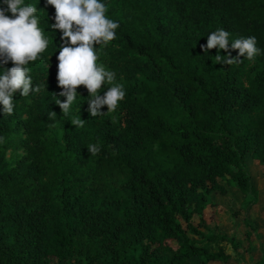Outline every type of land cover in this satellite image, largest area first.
Here are the masks:
<instances>
[{"label": "trees", "instance_id": "obj_1", "mask_svg": "<svg viewBox=\"0 0 264 264\" xmlns=\"http://www.w3.org/2000/svg\"><path fill=\"white\" fill-rule=\"evenodd\" d=\"M104 2L119 27L97 46L98 63L125 97L96 117L82 85L78 113V102L67 115L53 103L59 30L48 26L52 6L35 5L53 54L47 70L29 63L45 91H17L12 115L0 116V264H243L264 250L246 160L264 176V0ZM216 28L255 36L261 54L215 63L217 50L200 45ZM78 115L82 127L71 124ZM222 218L241 222L243 238L225 234Z\"/></svg>", "mask_w": 264, "mask_h": 264}, {"label": "clouds", "instance_id": "obj_2", "mask_svg": "<svg viewBox=\"0 0 264 264\" xmlns=\"http://www.w3.org/2000/svg\"><path fill=\"white\" fill-rule=\"evenodd\" d=\"M43 2L54 9L49 28L59 30V45L55 44L57 50L54 51L57 53L55 78L59 91L53 94V103L58 105L60 113L67 115L74 102H78V97H82L77 91V86L82 85L87 92L86 111L90 117L115 112L125 97V87L116 81L113 70L98 63L97 46H107L116 39L119 22L106 16L104 0ZM35 5L24 0H0V116L12 115L15 108L13 95L17 91L20 97H29L42 89L45 91V78L42 84H34L29 74L30 62L43 61L47 70L53 54L44 55L50 41L39 26L41 17L37 15ZM200 47L205 54L215 48L217 51L212 57L215 63L222 65L239 64L241 56L253 61L261 54L255 36L230 38V33L224 28L208 32L205 43ZM220 50H224L223 55ZM231 50H236L234 56ZM9 62L10 67H3ZM81 103L78 102L77 113ZM102 106H106V111H101ZM50 115L56 116L54 112ZM84 121L78 115L71 124L82 127ZM85 147L90 155L100 152L97 143H89Z\"/></svg>", "mask_w": 264, "mask_h": 264}, {"label": "rangeland", "instance_id": "obj_3", "mask_svg": "<svg viewBox=\"0 0 264 264\" xmlns=\"http://www.w3.org/2000/svg\"><path fill=\"white\" fill-rule=\"evenodd\" d=\"M247 166L248 171L250 172L253 182L255 183V187L258 191V201L252 207L249 217L257 223V232H259L264 238V176L262 172H260V168L258 163L250 157H247ZM211 210H208L205 213V217L208 220L210 218ZM227 219H221V224L223 226V232L228 236H235V238L242 239L243 232L246 230L241 222L231 221L226 224ZM228 221V220H227ZM256 234V233H255ZM258 237H255V239ZM258 240V239H257ZM256 241V240H254ZM253 241V242H254ZM248 246V245H247ZM256 246V244H255ZM224 250L227 254L233 255V251L229 245H224ZM264 250L258 248V246L254 247V250L249 253H243L244 259H242L243 264H264V261L261 260V256H264ZM263 254V255H262ZM264 259V258H263Z\"/></svg>", "mask_w": 264, "mask_h": 264}]
</instances>
